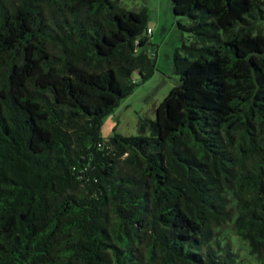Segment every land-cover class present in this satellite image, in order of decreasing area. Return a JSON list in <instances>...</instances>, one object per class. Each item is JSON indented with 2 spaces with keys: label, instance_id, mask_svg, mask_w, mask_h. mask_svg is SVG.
<instances>
[{
  "label": "trees",
  "instance_id": "trees-1",
  "mask_svg": "<svg viewBox=\"0 0 264 264\" xmlns=\"http://www.w3.org/2000/svg\"><path fill=\"white\" fill-rule=\"evenodd\" d=\"M170 1L178 85L103 140L146 8L0 0V264H264V0Z\"/></svg>",
  "mask_w": 264,
  "mask_h": 264
},
{
  "label": "rangeland",
  "instance_id": "rangeland-1",
  "mask_svg": "<svg viewBox=\"0 0 264 264\" xmlns=\"http://www.w3.org/2000/svg\"><path fill=\"white\" fill-rule=\"evenodd\" d=\"M119 5L127 10L146 8L147 27L154 33V38L149 36L151 47L148 49L156 54V70L149 80L138 85L128 97L121 99L118 106L102 120L100 137L103 140L109 139L114 134L137 135L138 119L140 117L153 119L155 107L172 88L178 85V78L172 70L171 57L173 49L181 45V34L176 27L171 1L119 0ZM261 25L264 30V22ZM134 79L138 80L136 74ZM224 231L234 240V248L246 264H256L253 258L248 256L245 247L233 236L231 230L225 228Z\"/></svg>",
  "mask_w": 264,
  "mask_h": 264
},
{
  "label": "crops",
  "instance_id": "crops-1",
  "mask_svg": "<svg viewBox=\"0 0 264 264\" xmlns=\"http://www.w3.org/2000/svg\"><path fill=\"white\" fill-rule=\"evenodd\" d=\"M149 36H150V38H154V33L151 31Z\"/></svg>",
  "mask_w": 264,
  "mask_h": 264
},
{
  "label": "built area",
  "instance_id": "built-area-1",
  "mask_svg": "<svg viewBox=\"0 0 264 264\" xmlns=\"http://www.w3.org/2000/svg\"><path fill=\"white\" fill-rule=\"evenodd\" d=\"M147 32L150 33V30H148Z\"/></svg>",
  "mask_w": 264,
  "mask_h": 264
}]
</instances>
